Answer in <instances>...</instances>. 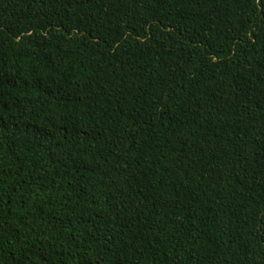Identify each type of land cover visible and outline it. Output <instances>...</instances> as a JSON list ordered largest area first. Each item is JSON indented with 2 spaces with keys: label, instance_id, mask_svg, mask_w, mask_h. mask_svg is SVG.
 <instances>
[{
  "label": "trees",
  "instance_id": "1",
  "mask_svg": "<svg viewBox=\"0 0 264 264\" xmlns=\"http://www.w3.org/2000/svg\"><path fill=\"white\" fill-rule=\"evenodd\" d=\"M0 264H264V0H0Z\"/></svg>",
  "mask_w": 264,
  "mask_h": 264
}]
</instances>
